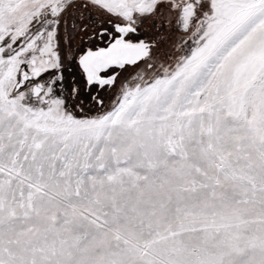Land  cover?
Segmentation results:
<instances>
[{
    "label": "snow or ice",
    "instance_id": "6c2138e0",
    "mask_svg": "<svg viewBox=\"0 0 264 264\" xmlns=\"http://www.w3.org/2000/svg\"><path fill=\"white\" fill-rule=\"evenodd\" d=\"M0 264H264V0H0Z\"/></svg>",
    "mask_w": 264,
    "mask_h": 264
}]
</instances>
